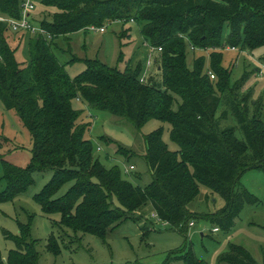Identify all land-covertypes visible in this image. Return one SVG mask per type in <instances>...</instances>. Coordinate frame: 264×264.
Returning a JSON list of instances; mask_svg holds the SVG:
<instances>
[{"label":"trees","instance_id":"16d2710c","mask_svg":"<svg viewBox=\"0 0 264 264\" xmlns=\"http://www.w3.org/2000/svg\"><path fill=\"white\" fill-rule=\"evenodd\" d=\"M36 2L55 9L51 21L38 22L51 37L103 28L114 21L137 24L146 45L160 48L155 58L160 78L141 81L145 68L141 60L133 67L129 63L118 68L94 58L76 57L69 61L81 60L84 69L70 77L51 51V39L41 35L30 37L28 62L21 66L4 34L10 28L0 22V100L14 111L32 141L29 161L23 168L6 163L0 156L4 181L0 203L24 192L32 183V172L51 170L50 179L33 196L41 211L59 214L53 226L75 235L81 232L104 238L110 228L128 219L139 222L143 214L137 212L145 205L151 206L158 221L179 232L193 224L192 217L204 218L227 231L245 203L259 202L246 190L239 191L238 179L250 169L264 175L262 99L243 92L249 71L232 81L231 70L221 65L219 49L227 44L250 52L264 46V0ZM20 3L0 0V14L18 18ZM187 46L212 49L209 65L204 56H198L190 68ZM172 93L180 98L176 110L172 109ZM76 98L94 111L124 117L136 128L152 118L168 122L177 150L167 148L162 128L145 135V161L151 180L144 186L131 183L119 168H105L93 156L92 142L85 136L89 122L80 123L83 110L72 106ZM228 116L234 124H221ZM99 138L110 142L109 137ZM116 152L130 153L120 146ZM67 182H71L67 190L54 197ZM199 183L224 199V206L215 213L201 216L186 208L196 197ZM17 225L18 234L4 233L15 248L5 259L0 252V264H37L36 240L29 239V223ZM46 249L54 255L60 252L58 236L48 238ZM167 258L163 264L173 259L200 264L191 249H174ZM219 263L257 264L248 251L235 244L219 255Z\"/></svg>","mask_w":264,"mask_h":264},{"label":"rangeland","instance_id":"374dc122","mask_svg":"<svg viewBox=\"0 0 264 264\" xmlns=\"http://www.w3.org/2000/svg\"><path fill=\"white\" fill-rule=\"evenodd\" d=\"M55 11L52 7L35 4L31 13V21H51ZM227 30V27L225 28ZM226 33V32H225ZM9 47L15 53L18 63L23 66L28 62V43L30 35L23 31H5ZM50 48L59 63L65 65V70L70 77L75 76L84 69L81 60L71 62L74 57L79 59L94 58L111 67L122 68L129 64L131 67L142 60L148 52V45L141 37L138 25L133 22H108L103 24V31H94L90 28L76 32L51 37ZM230 45L219 49L223 61L221 65L231 70L232 81L239 79L243 71L251 73L250 78L243 87V92L251 94V98L262 99L261 116L264 120V46L253 51L239 49L231 50ZM212 50V49H211ZM211 50L186 48L187 64L191 68L193 61L198 56H204L206 66L209 65ZM218 50V49H217ZM121 55V60H120ZM158 52L152 55L153 62L148 71V77L159 79L157 73L158 63L155 58ZM262 70L263 74L258 72ZM216 78V77H215ZM172 109L176 110L180 98L175 93ZM72 106L81 109L79 121L89 122V129L85 136L93 145V156L99 159L107 168L116 166L121 170L122 176L136 185H147L151 176L145 161V135L153 130L163 129V141L170 150H177V145L169 136L170 124L156 118L147 120L142 126L135 127L124 117H117L108 112L94 111L78 99L72 100ZM220 110L217 112L219 115ZM77 119V120H78ZM234 119L221 124H234ZM78 123V122H76ZM101 136L109 137L110 142H105ZM117 146L129 150V154L116 152ZM99 147V149H97ZM32 141L27 130L21 126L13 110L6 109L0 100V156L8 164L25 167L31 154ZM129 164L134 170L125 172L124 166ZM3 168L0 163V192L4 188L2 179ZM51 170L32 172L31 185L14 199L0 203V252L5 259L9 250L15 248L14 242L5 236V231L11 235L18 234L17 223H29V239L36 240L34 248L38 254L37 264H163L167 256L174 249H191L200 264H220L219 255L228 250L231 244L241 246L254 258L257 264H264V175L261 170L250 169L239 177V191H247L254 195L259 202L245 203L241 212L234 219L231 229L225 231L221 228L214 231L212 224L206 219H194L193 224L187 226L186 231L179 232L152 216V208L145 205L137 212L143 214L138 221L126 220L107 231L104 238L87 233L60 229L52 225V221L59 219V214H44L33 196L50 179ZM71 182L63 184L54 197L62 195ZM199 191L195 198L186 204L191 213H215L225 204L224 199L213 193L205 184L199 183ZM31 215L30 219L28 218ZM147 220V221H146ZM144 223V227L142 224ZM58 236L60 252L57 255L47 251L46 244L51 236ZM78 238V239H77ZM77 239V240H76ZM170 264H183L181 260L173 259ZM227 264V263H221Z\"/></svg>","mask_w":264,"mask_h":264},{"label":"built area","instance_id":"2783aa9c","mask_svg":"<svg viewBox=\"0 0 264 264\" xmlns=\"http://www.w3.org/2000/svg\"><path fill=\"white\" fill-rule=\"evenodd\" d=\"M36 0H21L20 3V16L18 18H9L5 17L4 15L0 14V22H5L8 24L10 30L13 31H25L29 33L30 35H41L46 39H50L51 35L43 29L38 23L32 22L31 19V13L35 9V4ZM90 29L94 31H103V28H96V27H90ZM231 50H237L236 47H229ZM160 51V48H155V47H148V52H147V57H146V63H145V68L143 73L141 74V81H146L149 71V67L151 63L153 62L152 60V55L154 52ZM260 75L263 74L262 70L260 69L258 71ZM214 77V75H211V78ZM134 169L132 165L129 166H124V171L128 172L129 170ZM153 218H157L155 214L152 215ZM192 223L190 222V225ZM214 231L218 230V227L213 228Z\"/></svg>","mask_w":264,"mask_h":264},{"label":"crops","instance_id":"0c3cea01","mask_svg":"<svg viewBox=\"0 0 264 264\" xmlns=\"http://www.w3.org/2000/svg\"><path fill=\"white\" fill-rule=\"evenodd\" d=\"M145 44H146V43H145ZM146 57H147V53H146L145 57L143 58V61L146 60ZM141 61H142V60H141ZM157 69H158V68H157Z\"/></svg>","mask_w":264,"mask_h":264}]
</instances>
